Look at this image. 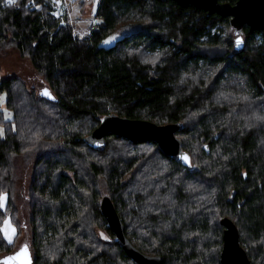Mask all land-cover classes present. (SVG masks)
I'll use <instances>...</instances> for the list:
<instances>
[{"label":"trees","instance_id":"1","mask_svg":"<svg viewBox=\"0 0 264 264\" xmlns=\"http://www.w3.org/2000/svg\"><path fill=\"white\" fill-rule=\"evenodd\" d=\"M53 10L0 0V51L13 47L45 83L0 80L12 113L0 135V257L26 248L29 264H134L101 212L107 196L126 237L162 264H220L225 216L264 264V30L244 25L236 49L228 16L176 0H98L80 38ZM109 114L177 123L181 156L149 140L93 139Z\"/></svg>","mask_w":264,"mask_h":264},{"label":"water","instance_id":"2","mask_svg":"<svg viewBox=\"0 0 264 264\" xmlns=\"http://www.w3.org/2000/svg\"><path fill=\"white\" fill-rule=\"evenodd\" d=\"M181 5L190 4L197 9L207 11L208 14H219L230 18L231 26L237 34L235 48L243 46V26L249 31L264 30V0H235L234 3L221 2L220 0H176ZM107 39L100 42V46L108 48ZM43 94L51 97L47 89ZM180 126L177 123L156 124L145 119H134L117 114L105 116L92 132L91 137L102 140L108 134L127 138L132 142L152 141L156 148L165 156L178 159L181 154V141L176 135ZM202 148L209 153V143ZM101 212L114 234L116 243L134 264H162V257L157 254L141 252L124 233V225L118 215L111 199L104 196L100 203ZM223 226L222 246L219 254L220 264H252L245 248L239 240L236 224L229 217L221 219ZM29 251L26 248L0 257L3 264H29Z\"/></svg>","mask_w":264,"mask_h":264},{"label":"rangeland","instance_id":"3","mask_svg":"<svg viewBox=\"0 0 264 264\" xmlns=\"http://www.w3.org/2000/svg\"><path fill=\"white\" fill-rule=\"evenodd\" d=\"M54 7V12L61 18V22H66L72 25L73 34L77 37H84L89 34L93 26L98 22V19L94 16V11L98 0H51ZM55 14V13H54ZM16 75L23 79L28 87L34 88L40 91L44 88L43 79L36 73L32 67L29 59L22 57L13 47H8L0 51V80L10 76ZM5 92L0 93V135L4 134L3 120L11 118L12 113L5 105ZM24 167L20 160L18 162V169H16V191L20 192L21 186L24 184ZM18 192L16 193L18 195ZM16 195V196H17ZM6 195L2 194L1 204H5ZM4 221L3 235L9 231L10 228V239H6L7 242H11L13 237L17 234L16 226L10 222L9 218ZM4 223V222H3ZM1 226V228H2ZM23 233L18 236L21 238ZM98 235L101 239H108L107 235L102 231L98 230ZM5 237V236H4Z\"/></svg>","mask_w":264,"mask_h":264},{"label":"crops","instance_id":"4","mask_svg":"<svg viewBox=\"0 0 264 264\" xmlns=\"http://www.w3.org/2000/svg\"><path fill=\"white\" fill-rule=\"evenodd\" d=\"M5 222L6 221H4V223H3V226H5ZM3 226H2V232H3ZM10 234V228H9V231L5 234L4 233V236H5V238L8 240L9 238H10V236H12V235H9Z\"/></svg>","mask_w":264,"mask_h":264},{"label":"snow or ice","instance_id":"5","mask_svg":"<svg viewBox=\"0 0 264 264\" xmlns=\"http://www.w3.org/2000/svg\"><path fill=\"white\" fill-rule=\"evenodd\" d=\"M7 2L9 3V4H13V3H15V0H7ZM45 94H47V93H45ZM185 159H187V157H185ZM10 239V238H9Z\"/></svg>","mask_w":264,"mask_h":264},{"label":"built area","instance_id":"6","mask_svg":"<svg viewBox=\"0 0 264 264\" xmlns=\"http://www.w3.org/2000/svg\"><path fill=\"white\" fill-rule=\"evenodd\" d=\"M55 13V14H54ZM53 14L55 15V16H57V17H59L58 15H57V13L56 12H54V10H53ZM62 23V22H61Z\"/></svg>","mask_w":264,"mask_h":264},{"label":"flooded vegetation","instance_id":"7","mask_svg":"<svg viewBox=\"0 0 264 264\" xmlns=\"http://www.w3.org/2000/svg\"><path fill=\"white\" fill-rule=\"evenodd\" d=\"M0 264H3V263H0Z\"/></svg>","mask_w":264,"mask_h":264}]
</instances>
